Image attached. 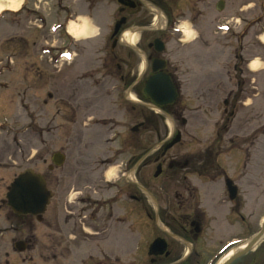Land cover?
Segmentation results:
<instances>
[{"label": "rangeland", "instance_id": "1", "mask_svg": "<svg viewBox=\"0 0 264 264\" xmlns=\"http://www.w3.org/2000/svg\"><path fill=\"white\" fill-rule=\"evenodd\" d=\"M13 1L19 12L0 15V264H85L75 256L53 259L51 236L66 235L57 226L68 229L64 220L70 218L76 198L88 196L90 187L104 186L101 178L114 180L121 159L135 155L141 160L149 149L147 140L156 143L165 132V137L170 134L172 121L157 109L149 110L145 99L132 96L131 101L120 88H112L118 85L114 56L119 47L112 51L109 38L115 0ZM218 1L204 0V18L197 22L201 40L191 42V28L181 22L184 41L166 44V51L178 48L175 55L163 56L183 88L173 108H184L187 119L185 126L175 122L182 139L171 152L196 156L206 148L212 169L241 180V187L250 188L251 204H259L264 202V0H223L222 10L215 8ZM0 4L10 7L9 0ZM64 21L80 23L82 33L71 41L63 27L53 31ZM223 25L228 29H221ZM137 39V34L131 37L133 43ZM52 43L56 49L48 47ZM138 63L130 58L126 70L133 66L137 74L142 66ZM195 82L210 92L194 97L190 90ZM144 113L155 114L151 127L132 131ZM100 119L108 124L90 127ZM54 152H62L65 162L49 169ZM154 156L144 160L142 177L155 172ZM27 168L43 174L54 192L41 224L35 216L17 215L1 203L13 178ZM109 170L113 176L107 177ZM118 206L128 207L125 200ZM23 224L34 225L31 234L42 249L38 256L13 253L10 247L11 239L30 235L31 227L14 226Z\"/></svg>", "mask_w": 264, "mask_h": 264}, {"label": "flooded vegetation", "instance_id": "2", "mask_svg": "<svg viewBox=\"0 0 264 264\" xmlns=\"http://www.w3.org/2000/svg\"><path fill=\"white\" fill-rule=\"evenodd\" d=\"M125 1L128 5L124 4ZM203 3L204 0L118 1L115 22L121 21V24L116 35L112 37L111 31L109 37L111 50L119 47L114 56L118 85L112 88H120L125 99L133 101L132 96L145 99L149 102L148 109L153 111L150 106L153 103L143 94L144 83L153 74L167 72L177 86L179 98L183 91L181 83H177L179 76L176 69H170L163 55L171 57L178 52V48L173 52L166 51V44L172 39L178 45L184 41L181 22L190 26L193 34L191 41L201 40L197 22L203 16ZM127 32L131 37L138 35L135 43L125 38ZM155 39L160 41L157 45L154 44ZM159 47L163 48L162 51L157 49ZM134 57L142 64L138 63L141 70L135 75L133 66L126 70L130 58ZM154 60L158 68L156 71H153ZM159 60L165 61L164 67H160L162 62ZM97 84L101 86L102 80ZM207 90L210 92L211 88ZM190 92L199 97L202 94L201 85L195 82ZM175 102L162 106V112H158L172 121L170 134L165 137V132L164 138L156 143L147 140L149 149L141 160H135V155L121 159L114 180L101 178L99 181L104 186L90 187L92 192L83 196L85 199L76 198L70 209V218L64 220L70 227L57 226V231L66 232V235H50L49 249L53 259L75 256L84 259L82 262L86 261L85 264H264V202L252 205L250 188L241 187L242 181L232 175L213 170L212 156L207 154L206 148L196 156L190 152H171L173 147L164 150L177 134L180 136L178 143L182 139L175 122L181 126L187 123L182 115L184 108L174 109ZM87 103L88 106L91 104L89 100ZM131 109L135 111L134 107ZM154 117V113H144L131 128L132 131L150 128ZM107 124L105 119H100L89 125L98 128ZM157 137H161L160 132ZM152 153H155L153 163L159 168V173L155 175V170L152 176L142 177V169L147 167L143 162ZM64 162L65 156L60 166ZM103 164L107 165L105 162L101 166ZM60 166L49 165L48 168ZM218 181L223 186H217ZM80 199H84V208L78 212ZM123 200L128 205L127 209L118 206V202ZM38 222L41 224L43 219ZM14 226H22L24 230L28 226L31 231L30 235L24 231L26 234L20 236L23 238L11 239L13 253L32 251L38 256L41 248L36 235L31 234L34 225ZM16 230L13 228L10 231L17 233ZM127 258L130 260L127 261Z\"/></svg>", "mask_w": 264, "mask_h": 264}, {"label": "water", "instance_id": "3", "mask_svg": "<svg viewBox=\"0 0 264 264\" xmlns=\"http://www.w3.org/2000/svg\"><path fill=\"white\" fill-rule=\"evenodd\" d=\"M124 4L127 5V2L125 1ZM222 5L221 3L217 8L222 9ZM119 26L120 23L115 24L113 35L117 32ZM158 50H162V48H158ZM159 62H162L160 67H164V61ZM155 63L154 60L153 70L158 69ZM143 93L157 106L171 104L177 98L176 86L170 80L167 72H161L150 76L144 83ZM179 139L180 136L177 134L175 138L166 145L165 150L172 147ZM63 161L64 156L61 153H55L52 156V162L55 165L59 166ZM158 173L159 168L157 167L155 175H158ZM227 184H231L230 180H227ZM52 196L53 193L47 189L44 177L39 173H35L32 169H26L15 177L10 184L8 192L6 193V201L7 205L10 206L15 213L36 215L37 219L41 220V215L44 213ZM19 250L21 251L23 248H19Z\"/></svg>", "mask_w": 264, "mask_h": 264}, {"label": "bare ground", "instance_id": "4", "mask_svg": "<svg viewBox=\"0 0 264 264\" xmlns=\"http://www.w3.org/2000/svg\"><path fill=\"white\" fill-rule=\"evenodd\" d=\"M13 0H9L10 2V7L9 9L10 10H16L17 7H18V3L16 1H13ZM6 8L3 6V4H0V13L5 10ZM8 9V8H7ZM82 27V25H80V23H77L75 21H70L69 22V25H68V30H69V33L72 34L73 36H78L80 33V28ZM125 38L128 40V42H132L131 40V36L128 34V32L125 34ZM254 64H255V67L257 66V63L256 62H253L251 64L252 67H254ZM113 173L109 170L108 173H107V177L109 176H113L112 175Z\"/></svg>", "mask_w": 264, "mask_h": 264}, {"label": "clouds", "instance_id": "5", "mask_svg": "<svg viewBox=\"0 0 264 264\" xmlns=\"http://www.w3.org/2000/svg\"><path fill=\"white\" fill-rule=\"evenodd\" d=\"M254 67H255V64H254Z\"/></svg>", "mask_w": 264, "mask_h": 264}, {"label": "snow or ice", "instance_id": "6", "mask_svg": "<svg viewBox=\"0 0 264 264\" xmlns=\"http://www.w3.org/2000/svg\"><path fill=\"white\" fill-rule=\"evenodd\" d=\"M65 55H67V54H65Z\"/></svg>", "mask_w": 264, "mask_h": 264}]
</instances>
